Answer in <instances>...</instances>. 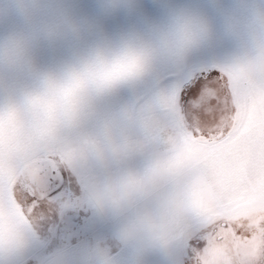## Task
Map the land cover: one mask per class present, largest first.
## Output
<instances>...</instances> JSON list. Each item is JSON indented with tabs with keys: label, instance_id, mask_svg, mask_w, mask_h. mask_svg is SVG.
Returning a JSON list of instances; mask_svg holds the SVG:
<instances>
[{
	"label": "snow or ice",
	"instance_id": "6c2138e0",
	"mask_svg": "<svg viewBox=\"0 0 264 264\" xmlns=\"http://www.w3.org/2000/svg\"><path fill=\"white\" fill-rule=\"evenodd\" d=\"M261 168L264 0H0V264H192Z\"/></svg>",
	"mask_w": 264,
	"mask_h": 264
},
{
	"label": "rangeland",
	"instance_id": "374dc122",
	"mask_svg": "<svg viewBox=\"0 0 264 264\" xmlns=\"http://www.w3.org/2000/svg\"><path fill=\"white\" fill-rule=\"evenodd\" d=\"M11 2L15 6L16 0ZM237 190L239 194L227 206L217 209L192 264H264V168L258 180L247 181L246 187ZM226 216L225 226L217 222L218 229L208 232L212 223Z\"/></svg>",
	"mask_w": 264,
	"mask_h": 264
},
{
	"label": "clouds",
	"instance_id": "9594fccd",
	"mask_svg": "<svg viewBox=\"0 0 264 264\" xmlns=\"http://www.w3.org/2000/svg\"><path fill=\"white\" fill-rule=\"evenodd\" d=\"M25 54V47L22 38H6L2 45V56L7 63L9 59L22 57Z\"/></svg>",
	"mask_w": 264,
	"mask_h": 264
},
{
	"label": "flooded vegetation",
	"instance_id": "af4514ba",
	"mask_svg": "<svg viewBox=\"0 0 264 264\" xmlns=\"http://www.w3.org/2000/svg\"><path fill=\"white\" fill-rule=\"evenodd\" d=\"M217 222L220 223V225L225 226V225L228 223V217H227V216H226V217H223V219H220V220H218V221L212 223L211 226H210V228H208V229H209L208 232H211V230H212V231H216V230L218 229V228H217V225H216ZM261 238H262V239H261V249H262L263 252H264V232L262 233Z\"/></svg>",
	"mask_w": 264,
	"mask_h": 264
}]
</instances>
